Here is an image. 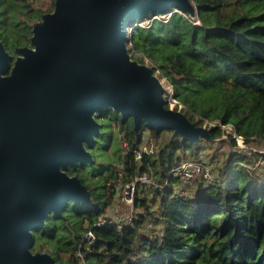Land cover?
<instances>
[{
  "label": "trees",
  "instance_id": "obj_1",
  "mask_svg": "<svg viewBox=\"0 0 264 264\" xmlns=\"http://www.w3.org/2000/svg\"><path fill=\"white\" fill-rule=\"evenodd\" d=\"M34 1L0 0V42L11 54L29 45L35 22L54 8V0L48 11ZM191 1L199 24L173 8L165 18L149 14V22L129 34V51L140 53L131 54L140 63L152 62L153 72L172 86L180 111L205 125L212 141H183L172 130L135 125L112 109L96 115L101 129L90 149L100 153L92 154L90 165L67 171L87 187L92 205L68 203L62 216H49L32 232V253L47 252L57 264H264V165L252 169L264 154L232 150L219 157L214 150L222 162L213 182L185 195L171 174L221 136L235 145L221 126L246 144L253 136L264 141V0ZM190 63L197 71L188 73ZM144 134L158 139L157 148L135 160ZM105 142L115 143L112 152ZM143 173L153 185H138L133 203L140 211L126 225L108 219L118 191Z\"/></svg>",
  "mask_w": 264,
  "mask_h": 264
},
{
  "label": "water",
  "instance_id": "obj_2",
  "mask_svg": "<svg viewBox=\"0 0 264 264\" xmlns=\"http://www.w3.org/2000/svg\"><path fill=\"white\" fill-rule=\"evenodd\" d=\"M53 3L16 56L0 42V264H57L47 252H31L32 232L68 203L92 205L67 171L91 164L101 129L95 115L112 109L183 141L211 139L207 128L165 107L162 81L127 47L134 22L149 14L173 8L197 16L191 0ZM169 96L177 103L172 86Z\"/></svg>",
  "mask_w": 264,
  "mask_h": 264
},
{
  "label": "built area",
  "instance_id": "obj_3",
  "mask_svg": "<svg viewBox=\"0 0 264 264\" xmlns=\"http://www.w3.org/2000/svg\"><path fill=\"white\" fill-rule=\"evenodd\" d=\"M155 18H165V16L156 15L153 16L152 19ZM138 25L143 26L142 23ZM129 31L130 30L127 28V35L129 34ZM127 47L129 49L131 47V43L127 44ZM131 52L137 54V56H140V53L137 51L132 50ZM143 61L146 64L147 62L146 59H144ZM156 72L157 71L155 69L154 73L157 76ZM234 138L237 140V143L241 147L242 144L246 145V143L244 142L241 136H238L234 133ZM250 140L254 141L259 139H256L255 136H253L250 137ZM262 142L264 144V141ZM157 145H158V139H156L153 136L149 137L146 134H144L141 139V144L137 149L133 151L134 159L138 160L142 158L143 155L145 154H152V152L157 148ZM124 147H126V144H124ZM253 151H256V149ZM249 152L252 151L249 150L247 153ZM171 174L179 178L180 184L177 185V188L179 190V195H185L187 193L186 191L188 190V188L193 187V184L197 182H199V184L200 183L210 184L213 182L214 178L216 177L215 169L208 161L202 158V156L200 157L198 156L196 159L182 161L178 166L172 169ZM139 184L153 185V183H151L150 177L146 173H143L137 176L131 183L125 185L122 189V199L124 200L125 203L130 205L131 209H133V206H135L133 203V198H134L133 195L135 193V189L138 187ZM134 215H135L134 212L131 211L129 215L122 217L121 214L116 209H113V215L107 218L111 219L112 221H115L119 225H126L132 221ZM84 238L88 245L93 244L94 235L91 232H88Z\"/></svg>",
  "mask_w": 264,
  "mask_h": 264
},
{
  "label": "rangeland",
  "instance_id": "obj_4",
  "mask_svg": "<svg viewBox=\"0 0 264 264\" xmlns=\"http://www.w3.org/2000/svg\"><path fill=\"white\" fill-rule=\"evenodd\" d=\"M34 3H35L36 6L42 8L44 11H48L49 9H52V4H53L52 0H35ZM152 18L153 17H151L150 19H152ZM191 19L196 24L200 23L199 19H197V16H194ZM141 23L144 25V24L148 23V21L138 22V23H136V25L141 24ZM128 51H129V49H128ZM128 53L131 56V54L133 52L129 51ZM12 55L14 57V56H16V53H14ZM134 55L137 56V54H134ZM144 59H146V58H143V60ZM146 61H147L146 64L149 67L150 66L152 67V62L148 61L147 59H146ZM138 63H140V62L138 61ZM156 71H157L156 72L157 77H159L160 81H162L163 87L166 90L165 91V95H164V100L167 101V103L169 105V109L172 108L174 110H179L180 111L183 106L178 105L176 102H174L173 100H171L169 98L170 97L169 95H170V92H171V85L168 83V81H166L164 78H162V76L158 75V73H159L158 69H156ZM187 71H188V73L197 71V67L190 63V64L187 65ZM204 127L206 128L205 125H204ZM221 127L227 129L228 133L231 136L234 137V132H232L230 127H224V126H221ZM114 134L115 135L117 134L116 130H113V135ZM219 140H224L226 142L223 144V143H220L221 141H219ZM219 140L215 139V141H213V146H212V148L210 150L207 149V150H202L201 151L202 158H204L206 161H208L212 165V167L215 169V176H216V173H217V169L219 168V166H221V162L222 161H220V158L217 159L216 157L212 156L214 150L217 152V155H219V157L221 155L227 156L228 154L231 153L232 150H235L236 152H239V153H246L249 150H251L253 152V150L256 149V152L264 154L263 153L264 144H263V142L261 140H254L253 142H250V143H248L246 145L242 144V147L237 143V140L235 138H234V140H236V143L233 146L230 145L232 143L229 142V140L226 139V136H221V138ZM210 141H212V140L210 139ZM114 144H115L114 142L106 143V146H108L110 148L111 152L113 150L112 148H113ZM90 150H92V154L95 156V154H97V153L99 154L100 153L101 149H99V147H96V148H94V150L93 149H90ZM85 165H89V164H85ZM263 165H264V161L261 160V159H257L256 162H255V165L252 167V169H255L258 166H263ZM71 169H69V170H71ZM85 170L86 169H84V171L82 170V174L84 175L85 179L88 180L89 179L88 178L89 175H88V172H86ZM198 185H199V182L193 184V187L188 188V190H187L188 193L191 192V191L196 190ZM136 190H137V188L135 189V191ZM115 197H116V200L113 203L114 204L113 208L107 212V217H111L113 215V209H116L121 214L122 217H124L126 215H129L131 213V211L134 212V214H136L138 211H140V208H136L135 206H133V209H131L130 205L124 202V200L122 199V189L120 191H118V194H116ZM133 197H134V195H133Z\"/></svg>",
  "mask_w": 264,
  "mask_h": 264
},
{
  "label": "crops",
  "instance_id": "obj_5",
  "mask_svg": "<svg viewBox=\"0 0 264 264\" xmlns=\"http://www.w3.org/2000/svg\"><path fill=\"white\" fill-rule=\"evenodd\" d=\"M187 193H188V191H187ZM187 193H186V194H187Z\"/></svg>",
  "mask_w": 264,
  "mask_h": 264
},
{
  "label": "bare ground",
  "instance_id": "obj_6",
  "mask_svg": "<svg viewBox=\"0 0 264 264\" xmlns=\"http://www.w3.org/2000/svg\"><path fill=\"white\" fill-rule=\"evenodd\" d=\"M131 57V56H130ZM170 89V88H169Z\"/></svg>",
  "mask_w": 264,
  "mask_h": 264
}]
</instances>
